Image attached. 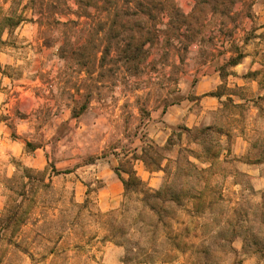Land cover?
<instances>
[{"label": "clouds", "instance_id": "9594fccd", "mask_svg": "<svg viewBox=\"0 0 264 264\" xmlns=\"http://www.w3.org/2000/svg\"><path fill=\"white\" fill-rule=\"evenodd\" d=\"M57 2L43 0L44 11H34L29 7L25 16L30 23L25 22L23 28L0 26V217L7 215L13 201L16 204L23 201L24 197L17 193L24 185L32 188L29 173L33 179L40 177L47 163L54 162L62 170L79 166V170H86V180L89 172L102 179L99 174L106 171L117 178H127L128 191L142 188L155 196L166 185L182 183L177 179L180 175L177 169L185 159L200 168L205 166L189 150L205 155L206 137L214 133L223 135L221 152L227 155L231 143L227 132L221 134L207 123L199 128L193 126V120L206 121L210 114L196 107L202 106L206 99L203 96L195 99L196 88L186 93L182 82L169 83L163 77L150 83L138 59H132L126 47L118 49L119 54H115L112 48L100 44L94 55L101 57L102 62L93 60L85 65L80 63L75 38L63 50L56 48L49 37L62 35L66 31L63 26L69 19L76 20L74 14L81 9L79 0H66L73 15H63L51 7ZM59 2L63 6L64 0ZM234 4L235 22L240 26L236 45L244 51V60L227 73L226 81L219 71L209 73L217 86L227 84L232 89L247 83L243 80L246 74L244 66L252 65L248 69L251 72L264 69V42L258 39L264 34V2L234 0ZM0 5L7 12L12 0H7V3L0 0ZM25 5H29V0H22L20 7ZM48 20L53 21L51 29L42 28L41 25ZM253 27L256 29L255 37L245 45L243 37ZM45 39L48 42L44 45L45 52L41 53L39 48ZM53 48H56L54 58L50 55ZM257 52L259 55H256ZM173 88L177 91H170ZM77 89L80 96H77ZM231 95V92H225L220 100L227 102ZM178 96L183 99L177 101ZM17 101H30L31 107L24 111ZM81 101H86L88 107L81 109ZM189 104L193 106V112L187 111ZM165 105L169 108L181 107L176 114L189 119H150L141 112L142 108L150 113L162 110ZM217 107L222 105L218 102ZM89 112L91 114L86 115ZM197 113H200L199 117ZM215 116L219 119L220 113L215 112ZM179 123L187 124L190 131L185 130L183 143L177 140L166 148L163 136L175 131ZM241 139L247 143L249 153L264 156V121L257 126L250 125L246 137ZM29 140L33 142L35 151L28 147ZM193 140L196 142L193 143ZM153 152L161 158L162 167L158 169L151 168L147 162L146 153ZM103 153L107 154V158L101 155ZM255 163L264 167L259 159ZM137 179L143 184H138ZM74 187L75 184H69L63 192L54 191L48 197L51 211L45 208V215H41L39 205L44 194L42 190L38 193L34 219H38L39 223L17 240L21 249L27 248L28 252L0 240V264H96L91 259L93 255L97 260L103 257L102 264H124L126 256L133 257L134 264L135 261L150 262L153 259L155 264H162L165 249L159 240L153 241L150 233L138 237L133 231H122L127 224L121 215L124 209L120 207L119 197L115 200L108 198L111 207H105V200L95 193L91 198L85 197L86 189L81 186L77 189L75 202L69 204ZM88 199L91 203L86 204ZM256 199L259 200V197ZM123 203L127 205L126 197ZM37 232L40 237L33 243ZM3 235L0 232V236ZM60 235L64 236V240L58 245L59 257L51 256L49 251L57 246ZM92 237L95 239H90ZM104 237H108L109 242L101 245ZM235 238L241 241L237 251L241 248L246 251L247 236L237 235ZM117 239L122 246L117 247ZM73 244L82 245L85 252L79 253L72 247ZM97 247L101 248L99 253L95 251ZM173 264H182V260ZM245 264H264V259L249 253L245 256Z\"/></svg>", "mask_w": 264, "mask_h": 264}, {"label": "rangeland", "instance_id": "374dc122", "mask_svg": "<svg viewBox=\"0 0 264 264\" xmlns=\"http://www.w3.org/2000/svg\"><path fill=\"white\" fill-rule=\"evenodd\" d=\"M125 1L118 0V10L120 12L126 7ZM133 1V7H137L135 3H140L143 0ZM152 2L157 5V10L163 12L162 15L156 16L158 12L154 10L155 12L152 14L156 16V22H159L157 29L161 31L165 30V26L169 22L173 23L171 25L179 27L182 46L175 42L176 47L173 46L168 53L164 49L159 48V46L150 47L149 55L141 63L140 68L146 73L145 78L149 79L150 83L151 80L163 77L169 83L182 82L186 93H189L201 76L208 74L213 69V49L222 51V48L224 49L225 46L229 45L233 49L236 45V41L240 35L238 31L240 26L235 22L236 13H233L230 8L220 6L218 7V11L225 12L223 15L228 17V19L219 16L220 13L213 19V1H208L207 4H197L196 0H153ZM5 3H7V0H5ZM21 3L22 0H12V6L8 8L7 12L0 5V26H9L13 29L18 27L23 28L25 22L30 23L25 16L29 7L34 11H44L46 8L43 0H29V5H25L23 8L20 7ZM51 7L54 10L58 9L63 15H73L72 10L67 7L66 0H64L63 6H61L58 0ZM172 9L178 10L183 18L175 16L171 18V14L168 16L167 13H171ZM230 13H233V15L230 16ZM19 20H21L20 24L14 26ZM76 21L78 22L77 30H81L86 19H69L67 23ZM52 23V20H48L41 26L42 28L51 29ZM56 24L59 25V22L57 21ZM107 29L108 25L105 27L104 37L100 38L102 39L101 42L105 45L109 43L114 45L119 38L110 40ZM166 29L169 28L167 27ZM0 30H2V27H0ZM240 31L243 30L241 29ZM254 31H256L254 27L252 30L247 31L243 37L244 41ZM234 34L235 39H226L228 35ZM127 36L130 35L121 31V39H126ZM216 37L219 38L215 40ZM49 38L52 39L56 48H60L67 42L63 34L50 36ZM73 38H75V46L77 47H82L86 41L85 38H81L79 34H76L69 40L70 45ZM47 42L48 39H45L40 45L39 51L41 53L45 52L44 45ZM227 43L228 45H225ZM183 46H187V48L183 49ZM56 48H53L50 53L53 58L56 55ZM178 48H180V51H178ZM80 57L82 65L86 61V57L82 55ZM5 74L7 75V73ZM170 91L175 92L177 89L173 88ZM228 91L225 87H222L219 94H224ZM77 96H80L79 89H77ZM182 99L183 97H177V101ZM17 104L24 111H27L31 107L30 101H17ZM84 104H86L87 108L86 101H81L80 106L82 107ZM167 107L165 105L162 110L158 109L151 113L142 108L141 112L145 117L159 120ZM229 108V104L225 103V110H229ZM90 114L89 112L86 115ZM172 135L174 137L171 136L169 140L170 145L176 142V131H173ZM206 138L211 140L213 139V135ZM27 145L35 151L31 140L27 141ZM211 145L213 146V144ZM165 147L167 148L168 146L165 145ZM101 155L107 158L106 153ZM146 156L151 168L158 169L162 167L161 158L157 154L154 152L151 154L146 153ZM41 158L46 161V157L43 154H41ZM185 163L186 159L180 163L184 166L183 172L187 169L190 173L195 174L194 170L190 166H186L187 163ZM85 171L79 170V166L76 168L65 167L62 170L56 163L51 162L47 163L40 177L33 179L29 173V183L32 185V188L29 189L27 185H24L17 193V195L24 197L23 201L20 204H16L13 201L7 210V215L0 217V232L4 234L0 236V240H4L9 245L21 249V245L17 243V240L22 235H27L28 231L34 229L39 223L38 219H34V214L38 207V193L42 190L44 194L39 200V205L41 206V215H45V208L51 211L48 197L56 190L63 192L67 185L75 184L76 187L72 189V198L69 199V204L75 202L77 189L81 186L86 189L84 192L85 197L91 198L93 193H95L98 198L105 200V207H111L108 203V198L115 200L119 197L121 200L120 207L127 209L124 213L125 219L131 223L130 227L122 229V231L125 233L133 231V234L138 237H143L146 233H150L153 241L159 240L165 249L162 264H173V262L181 260L182 264H245V256H248L249 253L259 255L261 259H264V193L260 202L256 199L259 197L256 193L247 192L246 184H243V188L241 189L234 188L235 185L233 183L223 180L217 181L213 179V174H208V181L202 186L201 191H199L201 189L200 183L188 185L179 207L172 204L170 209L166 211L167 213L164 214H161L156 207L153 212L148 213L151 227L146 232L147 229L142 230L140 224L142 203L138 199L141 196L139 194H125L120 180H126L127 178H117L115 175L102 171L99 174L102 175V179H97L96 176H93L89 172V178L86 180ZM178 178L182 177L179 175ZM93 184H95V187ZM172 186H176V184ZM167 188L168 185L165 186V189ZM12 190L14 191V189ZM188 193L196 194L200 199L198 201L188 200ZM125 197L128 200L127 205L123 203ZM85 203H91V199L86 200ZM76 214L77 216L80 215L79 212ZM159 220H161V223L158 222ZM72 226L75 227V225ZM174 235L178 239L173 240ZM237 235L247 236L248 247L246 251L243 248L237 251V248L241 244V241L235 238ZM39 237L40 233L37 232L36 237L33 238V243ZM90 239H95V237ZM63 240L64 236L60 235L57 246H54L49 251V255L59 257L58 245ZM108 242V237H104L100 241V244L105 245ZM169 244L178 245V250L169 252L167 250ZM116 245L117 247L122 246L119 239L116 240ZM72 247L79 253L85 252V249L80 244H73ZM21 250L25 253L28 252L27 248ZM95 251L99 253L101 248L97 247ZM241 252H244L243 256ZM44 259H47V257H44ZM91 259L96 261V264H102L103 262V257L97 260L96 255H93ZM123 261L124 264H134V258L131 256L124 257ZM135 264H155V260L153 259L150 262L146 260L135 261Z\"/></svg>", "mask_w": 264, "mask_h": 264}, {"label": "crops", "instance_id": "0c3cea01", "mask_svg": "<svg viewBox=\"0 0 264 264\" xmlns=\"http://www.w3.org/2000/svg\"><path fill=\"white\" fill-rule=\"evenodd\" d=\"M234 7L235 5L230 7L233 13H235L233 10ZM233 13H230V16H232ZM216 15L218 14L213 13V19ZM219 16L228 19V17L223 14H219ZM255 33L256 31L252 32L249 38H245V45L255 37ZM218 38L219 37H216L215 40ZM226 39H235V34L228 35ZM258 39H260L261 42H264V34ZM225 45H228V43ZM257 47H259V45H257ZM233 49L235 50L233 51ZM233 49H231L229 45L225 46L224 49L222 48V51H216L213 49V69L211 72L214 70L221 72V78L225 81L227 80V73L230 72L231 69L240 65L245 57V53L240 47L235 45ZM256 55H259V53L257 52ZM237 58V62L233 64L230 63V60ZM244 67L246 74L243 76V80L247 81V83L243 87L237 85L236 89H232L227 86V84L224 86H217L214 79L209 75L210 72L201 76L193 87L196 88L195 99L199 100L201 96L206 98L203 100L202 106L196 105V107L200 108L201 112L210 113L207 116L206 121L200 119L193 120V126L199 128L207 123L209 126L215 127L221 134L227 132L231 143L227 149V155H223L221 152L222 145L220 144L223 135L217 136L214 133L212 134L213 139L208 140L205 138L204 140L206 146L204 149L205 155L201 156L199 152L189 150L190 154L194 155L196 160L205 166L200 168L192 161L186 160V163L194 170L195 174H192L193 176L191 177L185 178V181L188 185L200 183L201 189L199 191H201L202 186L208 181V174H213V179L217 181L223 180L225 182H231L235 185L234 188L241 189L243 188L242 185L246 184L247 192L251 191L256 193L261 202V197L264 193V167L255 163V161L259 159L261 163L264 164V156L257 157L249 153L247 151V143L241 138L246 137L247 129L250 125L257 126L261 121H264V94H262L264 93V69L251 72L248 71V69L251 68L252 65H246ZM232 74L235 75L234 72ZM197 85H199L198 88ZM222 87H225L229 90L228 92L232 93L227 102L220 100V97L223 94H219V91ZM218 102L222 107H217ZM225 103L229 104V110H225ZM213 109H215V111H211ZM180 111L181 107H167L161 114L160 119L163 118L165 121H181L189 119V117L176 114ZM187 111L193 112V106L191 104L188 105ZM215 112L220 113L219 119H216ZM196 115L199 117L200 113H197ZM169 127H171V125H169ZM185 130L190 131L187 124L179 123L177 125V129L175 130L177 134L175 138L176 141L179 140L183 143L185 139ZM171 136H173L172 132L169 135L163 136V139L166 141L165 145H170L169 140ZM195 142L196 141L193 140V143ZM174 144L175 143L172 145ZM211 144H213V146ZM207 165H211V167H208ZM179 168H184V166L180 164ZM181 177H184L183 174H181ZM180 180H183V178H180Z\"/></svg>", "mask_w": 264, "mask_h": 264}, {"label": "trees", "instance_id": "16d2710c", "mask_svg": "<svg viewBox=\"0 0 264 264\" xmlns=\"http://www.w3.org/2000/svg\"><path fill=\"white\" fill-rule=\"evenodd\" d=\"M152 1L153 0H143L140 3H135L137 7H133L132 3H134V1L126 0V7L120 12L118 10V0H79L81 3V9L79 12L75 13V15L78 19L85 18L86 22L83 23V28L81 30H77V21L69 22L63 26L64 29H66L63 35L65 36L67 42L62 45L60 49L63 50L66 46L70 45L69 40L71 37L79 34L81 38L86 39L84 45L82 47H78L79 55L86 57V61L82 63V65L89 64L93 60L101 61V57L99 58L98 56H95L94 53L96 48L102 44V39L100 38L105 35L106 25H108L107 31L109 32L110 40L119 38L117 43L114 45L109 43L107 46L112 48L115 54H119L118 49L126 47L131 58L138 59L139 65L145 61L149 55V48L152 46H159V48L164 49L167 53L173 48V46L176 47L175 42L182 46L179 27H175L174 25H171L173 23L169 22L165 26V30L161 31L157 29L159 22H156L157 19L155 18L156 16L162 15L163 12L157 10V5H155ZM196 1L197 4H207L208 1H213V13L215 14L225 13L218 11V7L220 6L230 8L235 5L234 0ZM154 10L158 12V15H152L153 12H155ZM173 10L174 9H172L171 13H167L168 16L171 14V18H173V16L183 18V16L179 14L178 10ZM20 22L21 20L15 23L14 26L19 25ZM167 27L169 29H166ZM121 31L130 36H127L126 39H121ZM186 48L187 46H183V49ZM178 51H180V48H178ZM237 60L238 58L232 59L230 60V63L233 64L237 62ZM84 108H86V104L81 107V109ZM187 165L189 164H186V166ZM177 171H179V173L182 171L181 174L184 176L182 177L183 180L178 178V180L182 183H178L176 186H168L167 189H162L159 193H156L155 196H153L152 193L144 192L142 188L134 191H128L127 179H120L124 187L125 194H139L141 196L138 200L142 203L140 209V224L142 230L147 229L146 232L149 231L151 225L148 213L153 212L156 207L161 214H164L167 213L166 211L170 209L172 204L179 207L180 202L183 201L188 185L185 178L193 176V173H190L187 169L183 172V168H178ZM137 183L143 184L140 179H137ZM187 199L191 201H198L200 197L196 194L188 193ZM126 211L127 209H124V212L121 215L124 216ZM158 222L161 223V220ZM125 223L127 224V227H130L131 223L126 221V219ZM172 239L176 240L178 237L174 235ZM167 250H169V252H174L178 250V245L169 244Z\"/></svg>", "mask_w": 264, "mask_h": 264}]
</instances>
